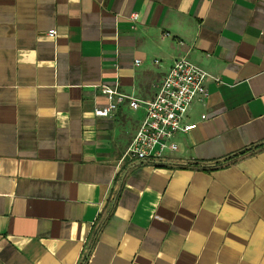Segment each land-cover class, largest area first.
I'll return each instance as SVG.
<instances>
[{
    "label": "crops",
    "instance_id": "obj_1",
    "mask_svg": "<svg viewBox=\"0 0 264 264\" xmlns=\"http://www.w3.org/2000/svg\"><path fill=\"white\" fill-rule=\"evenodd\" d=\"M181 56L219 81L164 167L119 164L144 111L101 87L149 99ZM261 141L264 0H0V264H264V147L178 167Z\"/></svg>",
    "mask_w": 264,
    "mask_h": 264
},
{
    "label": "built area",
    "instance_id": "obj_2",
    "mask_svg": "<svg viewBox=\"0 0 264 264\" xmlns=\"http://www.w3.org/2000/svg\"><path fill=\"white\" fill-rule=\"evenodd\" d=\"M136 16L134 14L133 18ZM48 35L53 36L54 33L49 32ZM208 78L219 81L186 56H181L164 73L149 99L102 86L101 91L107 96L108 103L94 109L96 116H111L123 104L130 110L142 108L144 111L129 143L122 150L118 163L122 165L163 160L167 154L176 151L174 137L178 133H187L192 128L191 124L184 122V118L192 102L207 95L204 83Z\"/></svg>",
    "mask_w": 264,
    "mask_h": 264
},
{
    "label": "trees",
    "instance_id": "obj_3",
    "mask_svg": "<svg viewBox=\"0 0 264 264\" xmlns=\"http://www.w3.org/2000/svg\"><path fill=\"white\" fill-rule=\"evenodd\" d=\"M263 147H264V141H261L258 143H254L248 147H245L239 151H236L232 154H229V155H227L221 159H218V160H214L211 162H202V161L193 160V161H189V162L184 163V164H179L178 167H188V168H192V169H201L204 171H211V170H214L217 168H221L223 166L233 164L241 158H244L246 156H249V155H252V154L258 152ZM142 163H151L152 165H154L156 167H164L167 164V163L163 162L162 160H149V161L139 162V164H142ZM117 194H118V192L116 191L114 196L112 197L111 204H113L114 199L116 198ZM89 247H90V245H89ZM87 255L84 256L83 263L86 261Z\"/></svg>",
    "mask_w": 264,
    "mask_h": 264
}]
</instances>
